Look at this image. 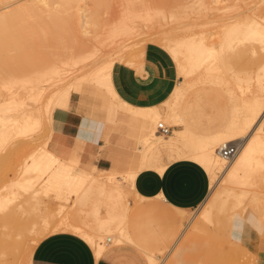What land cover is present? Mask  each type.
Listing matches in <instances>:
<instances>
[{"label":"rangeland","instance_id":"374dc122","mask_svg":"<svg viewBox=\"0 0 264 264\" xmlns=\"http://www.w3.org/2000/svg\"><path fill=\"white\" fill-rule=\"evenodd\" d=\"M8 1L12 3L9 7L25 2ZM212 1L78 0L77 4H81L99 20L98 26L91 27L84 34L55 30L51 32L46 28L49 26V20L44 15L34 21L36 24L30 23L29 32H16L15 24L8 32H0V100L8 97L4 83L11 85V91L20 92L17 97L21 100L15 110L10 105L4 106L0 120V125L10 126L9 131H5L8 133L3 139L5 144L0 137V264H30L34 245L46 235L57 231H69L81 236L92 250L96 247H102L104 250L107 237L111 239L110 243L114 244L115 237L121 234L115 227L108 231L98 230L93 208L96 205L101 214L107 210L119 213L133 204L131 178L128 174L121 175L131 167L130 164L123 171L93 167L95 180L107 183L112 188L117 187L116 190L110 188V193L90 191L86 193V199L73 195L66 197V191L65 195L60 197L54 190L44 188L43 182L47 175L37 167L41 161L39 154L42 149L55 154L47 148L52 111L57 107H67L72 95L78 96L79 103L85 105L86 112L102 118L109 126L110 132H119L123 128L125 136L132 140L128 152L135 153V140L126 131V126L119 128L116 125L112 112L114 104L117 110L135 118L140 117L134 112L120 109L117 103L122 99L115 89L114 93L104 90L95 81L98 77L91 75L90 71L95 70L99 75L111 80V68L115 62L139 66L144 45L156 44L169 55L175 65L177 90L170 91L167 97L157 104L163 116L168 117V121H165L166 117L152 119L153 128H156V121L164 124L175 122L173 116H176V119L180 120L179 124L170 126V129L183 127L187 120L191 127L205 133L216 130L219 119L226 120L231 113L232 105L229 92L234 91L233 94L236 95L240 93L239 88L233 83L234 74L237 70L239 73L248 66L250 68L251 65L252 69L264 57L259 43L252 39V36H248L253 33L256 36L264 34V0H219L211 3ZM122 17L125 20L124 28L110 32L107 25L112 20ZM248 37H252V40ZM224 39L227 41L224 42ZM200 42L214 51L213 59H210L213 66L214 64L220 68L224 66L226 69L229 67L227 71L223 68V71L228 72L227 74L224 71L228 76L221 78L224 73L218 76L220 74L218 72L222 70L216 68L219 69L218 74L211 71L210 75L204 71L205 74L208 73L206 77L201 73L205 69L203 63L199 66L202 70L196 71V75L194 73L192 77L195 81H190L189 77H183L179 73L176 59L180 53L183 55V48L186 50L190 43H194L196 46L191 44L189 46L196 49ZM54 69L60 72L63 69L68 76H79L72 78L71 83L74 84L64 104L59 95L63 91L65 78L71 76L60 80L61 84L63 83L60 86L58 85L60 81H54ZM217 77H220L219 80ZM227 77L229 82L226 81ZM35 79L38 81H33ZM227 84L230 85L226 86ZM166 108L169 112L172 110L171 116ZM27 116L34 120L33 123L36 122V125L32 124ZM15 119H18V122L20 120L23 122L24 119L23 123L20 122L24 127L19 123L15 124ZM29 120L31 125L27 124ZM28 125L32 129L26 128ZM168 140L165 134L156 130V134L148 135L144 143L137 141L139 157L145 161L142 168L156 166L155 170L160 173L159 166L179 157L194 160L191 157L193 150L188 146L168 152H158L152 147L154 141L161 143ZM71 159L79 163L77 158ZM132 166L135 167L136 164ZM35 167L37 169H34ZM220 175H222L218 177V179L221 177V181L218 180L220 183L217 181L218 183L215 182L209 188L198 206L181 210L182 219L176 241L171 247H167V250L154 253L157 264H169L175 258L177 250L184 248L193 226L200 224L206 207H211V215L213 214L214 218L211 224L201 223L202 229L194 234L197 239L194 248L184 249V255L188 259L191 258L188 264H197L198 257L200 258L202 254L203 261L201 263L198 261L199 264H244L243 261H247V264H256L257 254L254 249L259 238L264 241V218L260 213L264 214V179L259 177L252 181V185L246 186L224 182L225 175L223 173ZM208 176L210 178L209 174ZM241 190H246L245 196L243 192L241 194ZM248 203H252L256 211L252 210L254 207H248ZM134 213L139 217L141 215L129 207L127 216ZM248 214H251L252 218L247 220ZM253 216L262 219H255ZM163 224L166 222L157 223L159 226ZM199 251L202 254L199 255Z\"/></svg>","mask_w":264,"mask_h":264},{"label":"crops","instance_id":"0c3cea01","mask_svg":"<svg viewBox=\"0 0 264 264\" xmlns=\"http://www.w3.org/2000/svg\"><path fill=\"white\" fill-rule=\"evenodd\" d=\"M176 78L173 61L153 43L144 45L139 66L124 62L113 64L111 82L122 99L118 101V107L140 117L135 118L117 110L114 104L112 112L116 125L119 128L126 126V131L135 140V153L128 152L132 140L125 136L123 128L119 132H110L102 118L85 111V105L79 103L77 95L71 96L67 107H57L52 111L47 148L61 159L93 173V178L73 196L86 199V193L90 191L110 193V188L116 190L117 186L112 188L107 183L95 180L93 167L123 171L130 164L131 167L124 174H119L125 176L128 171L135 172L130 180L134 201L129 207L141 215L139 217L134 213L128 217L129 207L119 213L107 210L101 214L94 205V217L98 221L96 228L108 231L112 227H119L125 231V237L114 244L110 243L111 239L107 241L105 249L96 257L81 236L69 231H57L34 245L30 264H149L146 253L162 252L176 241L182 219L181 210L193 209L203 201L209 190V176L203 166L184 156L168 162L160 173L155 170L156 166L142 168L139 166L141 159L137 149L138 137L146 134L147 126L151 123V116L144 114L138 106L159 104L171 91ZM70 89L71 86L64 88L59 95L62 104L68 98ZM229 116L226 120L219 119V126L213 131L202 133L186 120V125L173 128L172 132L187 127L200 134L214 133L223 127ZM263 118L264 113L261 117L264 126ZM71 158H77L79 163ZM134 163L135 167L132 166ZM158 222L166 224L159 226ZM256 245L254 251L257 260L259 264H264L262 238L258 239Z\"/></svg>","mask_w":264,"mask_h":264},{"label":"bare ground","instance_id":"6f19581e","mask_svg":"<svg viewBox=\"0 0 264 264\" xmlns=\"http://www.w3.org/2000/svg\"><path fill=\"white\" fill-rule=\"evenodd\" d=\"M17 1H19V0H17ZM24 1L25 2H23L22 4L15 5L13 7H9L12 3H10L8 0H0V32H8V30L14 24L17 27L16 32H29V30H31L30 29L31 28L30 23H32V25H33V22L36 19H40V17L43 15L45 17H47V19L49 20V26H46V28H47V30H49L51 32H52V30H55V31H59V32H61V31L62 32H80L81 34H84V33L88 32L91 27L94 28V27L98 26V24H99V20H97V16L92 14V12L88 11L86 8H83L81 4H77L78 0H24ZM214 1H219V0H213L211 3H213ZM86 11H88V12H86ZM34 23L36 24V22H34ZM34 26H36V25H34ZM107 26H108L107 28L110 32L119 31V30L124 28L125 20L123 17L119 18V19H115V20H112L110 22V24ZM43 27H45V26H43ZM38 29L41 32V30H40L41 28L39 27ZM128 29H130V28H128ZM32 30H34V29L32 28ZM31 32H33V31H31ZM42 32H44V31L42 30ZM263 35L264 34H262L260 36L259 35L256 36L253 33V35L249 34L248 36H252L253 38L252 37L251 38L256 40L259 43V45H260L259 48H261L260 50H262L263 56H264V36ZM251 38L248 37L249 40ZM223 41L225 42L227 40L224 39ZM189 42H191V41H189ZM224 42H223V45H224ZM200 43H199L200 46L199 47L197 46L196 49H195V47L192 48L191 46H189L190 44L193 45L194 43L193 44L190 43L189 45L186 44V46L187 45L188 46H187L186 50H185V48H183L184 49L183 55L180 53V56L176 59V63L178 60L177 69H178L179 73L183 77H189L190 81L191 80L195 81L192 77H194V73L196 75V73L200 71L201 68H199V66L202 65V63H203L202 66H204L205 69H203V70L201 69L202 70L201 73H204V74H205L204 71H206V72L210 73V75H211V71H214V72L216 71V73H217L218 70L220 69V71L221 70L222 71L218 72L220 74H218V73L217 74H218V76H221V73H224V71H225V70L223 71V68L226 69V67H224V66L221 68L217 65L215 66V64L213 66L212 61L210 59L211 58L213 59L212 56L215 54L214 51H211L208 48V46L205 45L204 43H202V42H200ZM193 46H196V45H193ZM194 49H195V51H194ZM211 49H212V44H211ZM229 55H230V53H229ZM224 61L222 63H224ZM214 62L215 61H213V63ZM244 67H246V66H244ZM251 67H252V65H251ZM251 67L249 68V66H248V68H246L247 71H245L246 69L243 70L245 72L241 71L243 74H241V72L239 71L240 75H239V73H237L238 68H236V70H237L236 73L238 75L236 73H235L236 75L234 74L233 83L236 84V86L239 88L238 90L240 93L236 90L239 93L238 95H236V94H233L234 91L232 92L229 90L231 100H232V102H231L232 103L231 113H230L228 120L226 121V123L223 125L222 128H220L218 131H216L214 133H209V134H200V133L194 132L193 130L188 129L187 127H184L183 129H180V130H175L173 132L171 129V131L166 134L167 139L169 138L168 141L161 142V143L154 141L152 143V147L157 149L158 152H164V151L168 152V151H171L173 149H183L184 146L190 147L193 150L191 157L194 160H196L201 166H203V168L206 170L207 174L210 175L209 188L212 187L213 184L221 178L220 177L218 179L219 176H222V175H220L222 173L225 175L224 182H227L230 184H239V185L250 186V185H252V181H254L255 179H257L259 177H262V179H264V126H263L262 121H261L262 114L264 113V57H263V60L260 63H258V65H254V67L252 69H251ZM216 68H219V69H216ZM228 68L226 69V71L228 70ZM196 69H199V70H196ZM54 71H55L54 72V74H55L54 81H60V80L62 81L63 78L68 76V75H66L65 72H63V69L61 72L57 69H54ZM65 71H67V70H65ZM230 71H231V69H229V72ZM214 72H212V73H214ZM89 73H91V75H93V76L98 77L95 81L97 83H99L103 87L104 90H106L109 93H114V87H113L111 80H108L105 76L99 75L98 72H96L95 70H92ZM191 73H193V74H191ZM216 73H214V74H216ZM226 73L228 74V72H226ZM207 74H205V76ZM214 74H212V75H214ZM227 74L224 73L223 74L224 76L222 75L221 78L226 77ZM81 75H83V74H81ZM70 76H68V77H70ZM77 76L78 75H76L74 77L71 76V78H68V79L65 78L66 81L63 82V83H65V85L63 86V89L68 87V86H72V84H74V83H71L72 78L75 79ZM216 76L217 75H215V77ZM229 76H231V74ZM51 77L49 78L50 80H52ZM88 77H89V75H88ZM197 77H199V76L197 75ZM219 78H218V80H219ZM228 78L229 77H227L226 81L229 82ZM33 81H38V79H35ZM61 81L58 84L60 86H62V84H63V83L61 84ZM57 83L58 82H56V84ZM5 84H6V89H7L6 96H8V97L0 100V120L2 119V108L4 106L10 105L11 108L15 110L18 108L19 102L21 101L18 98L19 97L18 94H20V92L16 93L18 91H16V92L11 91L10 90L11 85L10 84L7 85V83H4V87H5ZM176 85H177V82L173 85V87L171 88V91L177 90ZM229 85L227 84L226 86H229ZM227 96H228V93H227ZM49 99H51V98H49ZM164 105H165V103H164ZM168 105H169V103H168ZM138 108L144 114L150 115L151 120L157 119V118H164L165 119V117H166V115L163 116V112L159 110L158 105L157 106L156 105L138 106ZM166 111L168 113H170L169 115L171 116L172 110L169 112L167 109ZM173 115H174V113H173ZM167 118L168 117H166V119H165L166 122L168 121ZM173 118H175L174 119L175 122H172V123L166 124V125L171 126L172 124H175V123L178 124V121H180V120L176 119V116L175 117L173 116ZM24 119H22L23 122H24ZM27 119H30L32 121V124L36 123V122L33 123L34 120H32L29 117ZM30 120L28 121L27 124L31 123ZM25 121H27V120H25ZM14 122H15V124L16 123L20 124V122H22V121L20 120V122H18V119H16V120H14ZM158 122L159 121H156V124ZM20 125L24 127V124H20ZM29 125H31V124H29ZM29 125L26 126V128L29 127ZM8 126L9 125H6V124L0 125V137H2L1 139H2L3 143H4L3 139H5V135L8 134V133H5V131L8 132L10 129V126H9V128H7ZM29 128H31V127H29ZM18 129L21 131L23 130L21 128H18ZM23 131H25V130H23ZM171 132H172V134L170 135ZM155 134H156V128L154 129L152 124L150 123L147 126L146 134L139 136L137 141L140 143H144L145 142L144 140H146V137L148 135L154 136ZM152 139L153 138H151V140ZM234 140H236L239 145H238L237 152L234 154V156L232 158L226 159L217 153V147L219 145H221L222 143L234 141ZM32 157H35V156H32ZM39 157H40L41 161L37 167L41 172H44L47 175L44 179V182H43L44 188L46 187V189L48 188V189L54 190L57 195L58 194L60 195V197H63L65 195V191L67 193L66 197L71 196V195H77L83 189V187L93 178V173L90 170L79 168L78 166L61 159L59 156L52 154L50 151H48L46 149L41 150ZM225 161H227V163H225ZM32 162H33V160H32ZM144 163H145V161L141 159L139 166L142 167L144 165ZM31 164H29V165L32 166ZM165 165L166 164H162L161 166H159L158 167L159 170L162 171L164 169ZM37 167H35L34 169H37ZM127 173L131 179L134 178L135 172L128 171ZM32 177H34V176H32ZM36 178H37V176H36ZM31 179H33V178H31ZM27 180L29 181V178ZM34 180H35V178H34ZM219 181H221V179ZM225 189H229V188L225 187ZM244 191H246V190H241V194L243 192V195H244ZM245 193L247 196V192H245ZM239 194H240V192H239ZM247 205H248V207H250V206L254 207V209H252V210L256 211L255 206H253L252 203H250V204L248 203ZM215 207H216V205H215ZM211 213H212L211 207H206L205 210L203 211L202 216L200 215L201 216L200 224H196L193 226L192 231L190 232L189 236L187 237V240H186L187 242L184 245V248L177 250V254L175 255V258L169 264H188L190 262L189 260H191V258L188 259L184 255V249L185 248H191V249L194 248V245H195L196 240H197L195 238L194 234H195V232H197V230L202 229L201 223H203V224L204 223L205 224H211L212 223V219L214 217H213V214L211 215ZM254 213H256V212H254ZM260 213L262 214V216L264 218L263 212H260ZM248 215H247L248 216L247 220L249 218H252L251 214H248ZM253 218L262 219V217H258V216L257 217L253 216ZM242 219L244 220V217ZM240 221H242V220L240 219ZM238 222H239V220H238ZM116 229L118 230V232L121 233L119 236L115 237L116 242H118L120 240V238L125 237L126 234H125V231H122V229H119V227ZM204 233L208 234L207 231H204ZM107 239H110V238L107 237ZM102 251H103L102 247H96L93 250L96 257H98ZM200 253L201 252L199 251L198 254L200 255ZM201 256H203V254L200 255V258L198 257L199 260L197 259L198 261H200V263L203 261ZM146 257H147L149 264H157L155 262L154 253L148 252V253H146ZM198 261H197V264H199ZM257 261H256V264H257ZM243 263L247 264V261H243ZM258 264H259V261H258Z\"/></svg>","mask_w":264,"mask_h":264},{"label":"built area","instance_id":"2783aa9c","mask_svg":"<svg viewBox=\"0 0 264 264\" xmlns=\"http://www.w3.org/2000/svg\"><path fill=\"white\" fill-rule=\"evenodd\" d=\"M156 130L161 134H165V135L171 131L170 126L164 124L161 121H159L156 124ZM237 149H238L237 142H225L217 147V153L220 156L229 159L234 156V154L237 152ZM107 241H110V239H107Z\"/></svg>","mask_w":264,"mask_h":264}]
</instances>
